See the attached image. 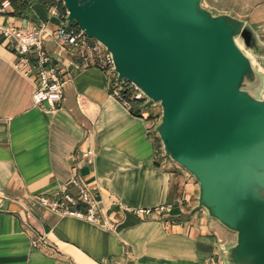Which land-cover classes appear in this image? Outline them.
<instances>
[{"label":"crops","instance_id":"obj_1","mask_svg":"<svg viewBox=\"0 0 264 264\" xmlns=\"http://www.w3.org/2000/svg\"><path fill=\"white\" fill-rule=\"evenodd\" d=\"M30 2L24 16H11V6L0 12V24L43 27V49L63 88L55 110L35 106L36 70H17L14 43L0 35V264H227L236 236L199 204L194 178L164 157L152 110H125L110 95L101 56L58 41L55 31L67 25L59 0ZM51 6L60 17L48 14ZM201 7L257 36L259 55H245L263 79L264 99V0H202ZM72 177L90 189L103 225L37 203ZM41 236L47 244L33 247Z\"/></svg>","mask_w":264,"mask_h":264},{"label":"water","instance_id":"obj_2","mask_svg":"<svg viewBox=\"0 0 264 264\" xmlns=\"http://www.w3.org/2000/svg\"><path fill=\"white\" fill-rule=\"evenodd\" d=\"M60 1L66 28L97 42L146 108L160 107L164 157L194 178L199 204L236 236L227 264H264L263 79L236 43L259 55L257 36L202 0Z\"/></svg>","mask_w":264,"mask_h":264},{"label":"built area","instance_id":"obj_3","mask_svg":"<svg viewBox=\"0 0 264 264\" xmlns=\"http://www.w3.org/2000/svg\"><path fill=\"white\" fill-rule=\"evenodd\" d=\"M10 7L9 0H3L0 4V12H4ZM51 17H60L57 7L51 6L48 10ZM43 27H34L32 29H21L9 23L0 24V35L14 43L15 52L18 55V61L15 68L24 76H30L31 67L36 72V88L32 95V101L35 106L46 103L47 112L55 110L62 96L63 80L57 68L51 65L50 59L44 52L42 45ZM55 36L61 43L77 49L89 57L100 55L103 68L109 70L111 78L109 80L110 95L128 112H132L131 102L147 103L145 96L137 91L129 82L117 81L116 74L113 71L110 55L97 42L86 37L80 30L70 31L61 26L55 31ZM92 42V43H91ZM129 92V96L127 93ZM150 109V108H149ZM161 151L162 147H161ZM92 152L87 151L83 158L91 161ZM68 187L75 189L76 194H71ZM37 203L60 216L76 218L85 222L103 225L101 223V209L98 202L92 197L90 189L84 182L76 177L70 178L68 185L59 187L51 196H39ZM164 206H159L156 210L163 212ZM152 210L140 209L137 214H149ZM47 244L43 236L33 241L32 246Z\"/></svg>","mask_w":264,"mask_h":264},{"label":"trees","instance_id":"obj_4","mask_svg":"<svg viewBox=\"0 0 264 264\" xmlns=\"http://www.w3.org/2000/svg\"><path fill=\"white\" fill-rule=\"evenodd\" d=\"M3 0H0V2ZM10 2V6L12 8V12L10 13L11 16H16V17H21L24 16L29 7H30V0H9ZM59 3L62 6V2L59 0ZM62 10L64 12V14L66 15L65 9L62 6ZM75 25H70L67 29L70 30L71 27H73ZM76 27V26H75ZM77 28V27H76ZM127 96H129V92L127 93ZM132 105V112L134 114H137L139 112V109H146L145 104L139 103V102H131Z\"/></svg>","mask_w":264,"mask_h":264},{"label":"rangeland","instance_id":"obj_5","mask_svg":"<svg viewBox=\"0 0 264 264\" xmlns=\"http://www.w3.org/2000/svg\"><path fill=\"white\" fill-rule=\"evenodd\" d=\"M236 43L239 46V48L244 52V53H249V51L243 46L242 42L239 39H236ZM104 50V49H103ZM105 51V50H104ZM262 95V94H261ZM151 114L154 116V119L156 121V124L160 120V107L157 104H154L150 107ZM158 138V137H157Z\"/></svg>","mask_w":264,"mask_h":264}]
</instances>
